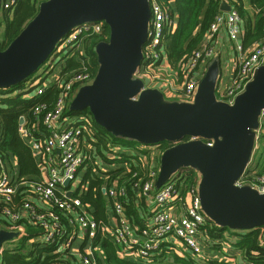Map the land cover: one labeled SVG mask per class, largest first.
<instances>
[{"label":"built area","instance_id":"1","mask_svg":"<svg viewBox=\"0 0 264 264\" xmlns=\"http://www.w3.org/2000/svg\"><path fill=\"white\" fill-rule=\"evenodd\" d=\"M173 1L149 0L151 15L148 36L136 76L144 80L146 88L147 80H151L159 84L158 89L161 91L168 94L175 92L176 100L193 102L209 61L219 55L212 42L218 34L224 32L235 52L238 70L231 76L219 77L216 97L219 101L233 104L236 97L253 80L256 71L264 65V37L246 47L243 42V20L239 11L233 6L230 11L218 13L210 25L207 42L180 65L183 82L182 88L176 90L173 79L158 71L165 54L162 44L170 28L169 10ZM16 3L17 0H2V10L11 11ZM107 29L109 30L104 21L86 22L76 26L58 43L37 73L25 81L24 87L0 91L2 101L14 96L42 95L52 86H57L59 90L52 106L46 102L34 106V120L20 116L22 123L19 124V133L37 161L39 176H21L16 155L2 154L0 151V230L17 233L12 239L3 242L0 264H3L2 253L14 249L22 237L28 236L29 227L37 231L28 239V243L52 247L42 254L51 255L49 264H100L99 257L103 264H107L103 262L105 255L101 245L95 242L98 236L112 241L121 259L141 264L170 263L172 255L179 253V247L189 249L200 264L208 262L212 257L204 252L205 245L210 240L204 226L214 222L202 208L200 181L197 180L184 196L176 183L181 170L161 187L156 186L158 174L153 172L142 185L141 192L150 195L153 202L151 214L146 218L144 227H134L128 219L122 202L127 196L124 184L102 186L103 193L113 203L115 223L97 220L92 213V206L80 198L87 191L88 181L83 183L80 180L74 186L81 168L90 159L85 149L86 140L97 131L95 125L105 129L95 122L88 109L71 110V103L77 92L81 87L93 83L97 71H92L89 61L81 56L76 59L80 64L77 68L66 71V62L75 54L85 55L84 45L94 35L108 37ZM59 64L61 70L55 72ZM51 74L52 79L47 81ZM34 89L37 92L33 94ZM40 115L43 116L45 129L40 128ZM263 133L264 107L259 114L255 142L258 143ZM3 140L4 137H0V145ZM206 141L213 144V140ZM115 145H124L135 150L139 145L148 146L132 142H117ZM153 146L163 153L161 146L151 147ZM114 150L118 152L116 148ZM250 163L235 184L240 187L248 185L264 193V171L259 172L250 167ZM137 175L138 172H134L133 176ZM67 179H70L68 185L65 184ZM141 182L142 178L137 179L134 185L139 187ZM261 243L264 244V234ZM9 244L13 245L11 249H8ZM219 244L228 248L232 243L227 238Z\"/></svg>","mask_w":264,"mask_h":264},{"label":"water","instance_id":"2","mask_svg":"<svg viewBox=\"0 0 264 264\" xmlns=\"http://www.w3.org/2000/svg\"><path fill=\"white\" fill-rule=\"evenodd\" d=\"M231 8L226 2L221 6L223 11ZM1 12L2 0L0 22ZM150 15L149 0L43 1L4 49L0 38V88L27 81L76 26L104 21L110 34L95 47L96 77L79 89L71 110L88 109L95 122L115 137L145 145L165 140L173 143L161 155L157 187L176 172L195 167L201 174L202 208L214 223L235 231L264 226V193L235 184L254 150L264 107V65L233 104L216 97L218 58L209 62L193 102L167 99L160 89L146 88L144 80L136 76ZM69 183L67 179L65 184ZM16 235L0 230V249Z\"/></svg>","mask_w":264,"mask_h":264},{"label":"trees","instance_id":"3","mask_svg":"<svg viewBox=\"0 0 264 264\" xmlns=\"http://www.w3.org/2000/svg\"><path fill=\"white\" fill-rule=\"evenodd\" d=\"M43 1L46 0H17L14 9L5 12L3 17L4 30L3 33L0 34L3 49L9 45V43L22 31L26 24L37 14L39 10L38 6ZM221 1L222 0H175V3H172L169 13L172 18L174 15H177L178 26L174 32L165 35L162 47L164 48L169 63L179 72L180 65L188 60L195 51L202 47L205 36L210 31L212 21L215 16L221 12ZM229 1L239 11L242 17L245 27L244 45L247 47L256 41L261 40L264 37V0H250L257 11L254 17H251L248 10L245 8L244 0ZM3 22H0V26ZM106 34H108V37L106 38L100 35H94L91 37L90 42H87L84 45L86 54L83 56L82 54H75L68 62L66 71L77 68L80 65L76 60L78 56H81V58L85 59L87 62L89 61L88 65L92 71H97L98 61L95 46L98 42L109 39L110 32L108 29ZM33 75L34 74L29 76L28 79ZM24 86L25 81L8 88V90L10 91ZM5 90L7 89L0 88L1 92ZM58 93L59 90L57 86H52L42 95H33L31 97L14 96L8 100L0 101V137H4V140L0 145V151L2 154L16 155L21 176L38 177L39 168L30 147L22 140L19 133L20 116L24 115L29 118L30 121L34 120V106L41 102H46L52 106L58 97ZM39 118L40 128L45 129L42 123L43 116L40 115ZM95 127L97 131L90 136L91 140L96 138L99 142L108 140L114 144H117V142H132L139 144V142L134 140L131 141L108 135L105 130H102L96 125ZM261 137H264V133ZM156 145L161 146V148L165 150L171 147L173 143L165 140ZM140 149L142 148H137V154L127 151L115 152L112 150L113 154L110 159H108L106 155H103V159L107 162L127 163L130 165V171H127V169L123 167L112 170L109 173L110 177L108 178L107 184L110 185V183L118 181V185L124 184L126 186L127 196L125 199L123 198L122 202L124 203L128 219L134 227H144L146 224V211L144 210L146 208L145 202L142 197H139V193L141 192L142 185L147 179H149V177L144 175L143 171L140 169L141 161L139 160H141V158L137 155L139 152L146 154L147 151L145 149ZM98 151L102 152L101 149H98ZM263 155L264 148L260 155L261 158L259 162L263 159ZM260 165L261 167L258 171L262 172L264 171V163L261 162ZM99 169L96 170L92 163L89 164L88 170L85 172L82 181L83 183L88 181V188L86 193L82 194L80 198L84 203L92 206V213L97 220L106 221V199L105 194L102 191V186L106 183V180L103 175L100 174L103 172ZM136 171L138 172V175L134 177L133 175ZM140 178H142V182L141 185L137 187L134 185V182ZM196 182L197 173L195 171L183 172L176 180L177 186L180 188V191L184 196L187 194V191L196 184ZM148 214H151V212ZM204 229L210 239L217 240L222 238L225 231H229L233 235H236L237 241L235 245L243 251L244 256L251 262V264H264V244L261 243L264 234V226L249 231H232L228 228L225 229L218 227L210 222L204 226ZM27 231L29 235L22 237L16 243L14 249L5 250L2 253L1 261L3 264L50 263L52 260L51 255L42 256V254L43 252L51 250L52 247H41L39 243H28V239L37 231V229L29 227ZM95 242L101 245L105 255V262L107 264H141L132 260L121 259L117 255L113 242L108 238L101 239V237L98 236ZM98 259L100 264H103L102 259L100 257ZM175 259L178 263L180 262V264H194L195 262L190 256L183 257L181 261V258L177 254L175 255Z\"/></svg>","mask_w":264,"mask_h":264},{"label":"crops","instance_id":"4","mask_svg":"<svg viewBox=\"0 0 264 264\" xmlns=\"http://www.w3.org/2000/svg\"><path fill=\"white\" fill-rule=\"evenodd\" d=\"M223 2H226L227 4L231 5L233 7V5L230 3L229 0H222L221 1V6L223 4ZM173 3H175V0L173 1ZM244 4H245V8L248 10V13L250 14L251 17H254L255 14L257 13L256 9L254 8L253 4L251 3L250 0H244ZM220 6V10L221 12L223 11L221 9ZM178 26V17L177 15H174V17H171V23H170V28L168 30V33L174 32L176 30ZM243 28H244V36H245V27H244V23H243ZM167 34V33H166ZM207 42V34L205 36V40L203 42L206 43ZM243 42H244V37H243ZM202 44V45H203ZM213 45L216 46V48L218 49V53L219 55L216 57L219 60L220 63V69H219V74H218V79L219 77H221L222 75H233L235 73H237L238 70V65L236 63V56H235V52L232 50L231 47V42L229 40V38L227 37V35L224 32H221L220 34H218L216 36V38L213 40L212 42ZM252 45V44H251ZM162 50L164 51V48H162ZM163 60L159 63L158 66V71L161 72V74H164L167 78L170 77H175L174 81H179V84L181 82H183V78L180 74V72L174 68V66H172L168 59H167V55L166 53L163 56ZM70 60H68L66 62V66L68 65V62ZM210 62V61H209ZM209 64V63H208ZM203 67H205L203 65ZM208 67V66H207ZM67 68V67H66ZM176 83V82H175ZM146 85L148 86V88H158L159 84L157 82H152L151 80H147ZM175 86V85H174ZM165 95V97L170 100H176V98H170V97H175L174 95H176L175 92H173L172 94H168L165 93L164 91H162ZM98 137V136H96ZM105 137V136H104ZM98 140L96 138H93L91 140V137H88V139L86 140V152L88 153L90 159L89 160H93V162L97 165H99V168L101 169L102 172L104 173H100L103 175V177L106 180V183H104V185H109L107 184L109 173L117 168L123 167L125 169H130V165L127 163H114V162H107L103 159V155H106V157L108 159H110V157L112 156V150H114V148H116V150L118 151H127L130 153L135 152V149H130L125 147L124 145L122 147H116V145L108 140H104L101 142H97ZM98 145V146H97ZM152 145H148L145 146L146 148H153V150H155L156 152H154V154L149 158L148 156V152L146 154H143L142 152L138 153V157L141 158V167L140 169L143 171L144 175L148 176L153 172V173H157L159 175V171H160V158L162 153L160 152V150L156 147H151ZM98 149L102 150V152H99ZM145 149V148H142ZM140 149V150H142ZM146 151L149 149H145ZM115 151V150H114ZM95 156V158H94ZM88 160V161H89ZM88 161H86V163L83 165V167L81 168L79 174H81V172H84V169L87 167V165L89 164ZM135 162V160H134ZM261 162L264 163V155H263V159L260 161L259 164H261ZM89 166V165H88ZM129 166V168H128ZM86 171V170H85ZM84 178H82L83 180ZM118 181H115L114 183H110L111 185H118L117 183ZM124 183V182H122ZM103 185V186H104ZM139 197H142V199L145 202V217H148V213L151 212V209L153 207V202H152V197L150 195H145L142 192L139 193ZM105 199H106V209H105V215H106V220H108L111 223H115V215H114V209H113V203L111 201V199L105 195ZM229 239L231 241V245L228 246V248L224 247L222 244H219V242L221 243V241H223L224 239ZM220 239V240H219ZM219 239H210L208 241V243H206L207 245H205V249L204 252L206 255L208 256H212L210 257V260L204 264H251V262L244 256V253L242 250H240L236 245V241H237V236L233 235L232 233H230L229 231L223 234L222 238ZM179 247V246H178ZM179 253H177V255L181 258L183 257H191L194 259V264H200L197 257H194V255H192L191 251L187 248H181L179 247ZM104 254V253H103ZM98 255V254H97ZM175 255H172V259L170 260V263H166V264H180V262L178 263V261H176L175 259ZM104 263H106L105 261H103Z\"/></svg>","mask_w":264,"mask_h":264},{"label":"rangeland","instance_id":"5","mask_svg":"<svg viewBox=\"0 0 264 264\" xmlns=\"http://www.w3.org/2000/svg\"><path fill=\"white\" fill-rule=\"evenodd\" d=\"M41 4V3H40ZM40 6V5H39ZM39 6H38V8H39ZM5 12L6 11H3L2 10V12H1V21L3 22V17H4V14H5ZM11 17H12V14H11ZM3 30H4V22L1 24V26H0V34H2L3 33ZM2 36V35H1ZM61 70V64H59L57 67H56V69H55V72H59ZM35 73H37V71L35 72ZM34 73V74H35ZM52 77H53V74H51V75H49V77H48V79H47V81H50L51 79H52ZM170 79H173V80H175V77H170ZM176 82V83H175ZM174 85H175V89L176 90H180L181 88H182V82L179 84V81L177 80V81H174ZM33 94L34 93H36L37 92V89H34L33 91ZM170 98H175V97H170ZM169 99V98H168ZM136 149L137 148H145V149H149V150H147V152L149 153L148 154V156H149V158L154 154V152H156L155 150H153V148H146V147H140V145L139 146H136L135 147ZM263 148H264V137H260V139L258 140V143L257 142H255L254 143V150H253V154H252V160H251V167H255L257 170H259V168L261 167V165L259 164L260 162H259V160H260V158H261V153H262V151H263ZM137 151V150H136ZM133 153H135V152H133ZM153 153V154H152ZM89 164L90 163H92L93 164V167L97 170V169H99V165H97V164H95L94 162H93V160L91 159V160H89V162H88ZM88 164V165H89ZM88 165H87V167L84 169V172H81V174H79L78 175V178H77V180H76V182L74 183V186L75 185H77V183L80 181V180H82V178H84V174H85V172L88 170ZM128 168H129V166H128ZM86 170V171H85ZM100 170V169H99ZM128 171H130V169H128ZM186 171H195L196 173H197V180H199L200 181V176H199V173H198V171L196 170V168L195 167H192V166H190V167H187V168H184V169H182L181 171H180V173H183V172H186ZM104 173V172H103ZM13 247V245H11V244H9V248L8 249H11Z\"/></svg>","mask_w":264,"mask_h":264},{"label":"bare ground","instance_id":"6","mask_svg":"<svg viewBox=\"0 0 264 264\" xmlns=\"http://www.w3.org/2000/svg\"><path fill=\"white\" fill-rule=\"evenodd\" d=\"M200 175V177H201V174H199Z\"/></svg>","mask_w":264,"mask_h":264}]
</instances>
